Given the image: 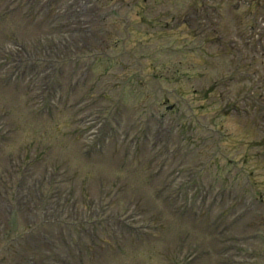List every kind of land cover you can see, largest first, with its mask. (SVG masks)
<instances>
[{"label": "rangeland", "instance_id": "374dc122", "mask_svg": "<svg viewBox=\"0 0 264 264\" xmlns=\"http://www.w3.org/2000/svg\"><path fill=\"white\" fill-rule=\"evenodd\" d=\"M133 1L101 0L106 18L101 20L96 13L99 19L94 22L101 25V36L94 39L87 26L94 27L87 22L83 32L74 31L76 37L62 29L73 22L72 17H57L56 6L61 1L0 0V204L6 196L11 207H16L12 202L19 187L24 193L31 179L26 177L28 168L37 164L34 168L40 169L46 162L49 171L55 166L66 174L77 171L76 183L86 179L91 193L101 188L115 194L110 199L114 201L112 209L122 214L130 229L124 237L133 247L101 249L97 260L118 259L116 264H264V202L256 204L250 191L252 188L259 197L260 186L264 196V77H260L262 65L255 53H249L252 41L238 28L242 16L227 14L222 20H213L214 25L198 28L200 16L205 15L195 13L194 0H147L145 4L140 0L143 4L131 12ZM140 10L146 16H137ZM9 11L17 15L6 17ZM156 17L160 20L153 23ZM59 19L65 22L61 24ZM130 21L135 27H130ZM90 44H97L108 59L96 65L97 72L110 69L92 91L97 108L72 114L63 104L73 95L67 100L62 91L54 93L51 100L45 89L38 87L31 97L22 83L4 80L7 71L15 68L19 72L18 63L43 83L66 78L75 73L72 49L84 47L85 66L80 71L96 59L86 52ZM8 57L11 60L6 63ZM126 80L129 84L123 93ZM153 89L156 92L152 93ZM253 95L257 101L250 107ZM39 103L44 106L37 108ZM41 108H52L53 121L43 118ZM114 139L119 141L121 153L134 154L129 159L131 165L126 162L101 175L79 168L78 143L89 153L91 147L99 150L105 140ZM41 153H49L46 160H39L44 157ZM247 174L250 182L242 189L240 178ZM125 186L145 189L144 215L124 203L128 190L117 189ZM186 186L187 192L180 191L186 192L187 198L168 200V193L174 197L179 194L176 189ZM193 196L196 205L211 206L205 221L199 209L195 218L184 219L186 210H193L187 208ZM21 214L18 208L13 219L6 217L0 222V264H13L23 249L8 238L19 234ZM206 224L224 227L217 228L212 243L198 237ZM181 229L186 236L177 248L174 234ZM148 245L150 250L139 257L121 260L130 250ZM161 248L167 253L164 258Z\"/></svg>", "mask_w": 264, "mask_h": 264}]
</instances>
